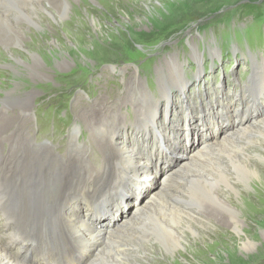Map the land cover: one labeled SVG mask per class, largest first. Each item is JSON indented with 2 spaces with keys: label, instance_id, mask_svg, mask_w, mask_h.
Returning a JSON list of instances; mask_svg holds the SVG:
<instances>
[{
  "label": "rangeland",
  "instance_id": "obj_1",
  "mask_svg": "<svg viewBox=\"0 0 264 264\" xmlns=\"http://www.w3.org/2000/svg\"><path fill=\"white\" fill-rule=\"evenodd\" d=\"M247 2L259 4V14L245 12ZM49 18L44 15V29L19 18L23 43H0V131L25 106L29 141L35 148L54 150L50 168L57 174L63 158L73 153L70 140L85 145L92 154L82 148L78 152L88 158L89 174L85 170L79 180L82 165H73L78 179L72 187L82 192L87 183L100 184L107 176L108 164H103L111 155L98 150L100 126L133 152L124 171L110 177V184L119 178L117 194L95 207V214L90 212L94 206L80 195L76 200L69 188L81 217L118 221L120 206L134 210L139 190L162 186L168 164L187 160V145L219 137L231 123L232 128L241 120L245 126L264 115V0H71L59 22ZM105 105L110 112L104 113ZM9 134L0 145L7 155L16 150L7 142L13 140ZM22 168L13 170L16 177L26 171ZM5 171L0 174L7 177ZM260 171L264 175V165ZM121 178L125 191L119 189ZM246 184V190L227 198L237 205L242 232L227 225L229 216L221 208L212 212L190 206L207 229L196 227L198 234L187 230L184 248L148 243L153 253L146 261L134 258L137 264H264V184L257 178ZM63 185L70 187L69 182ZM23 186L30 197L32 189ZM220 216H225L222 223L216 221ZM149 235L139 240L147 243ZM22 255L25 263L33 261L32 255Z\"/></svg>",
  "mask_w": 264,
  "mask_h": 264
},
{
  "label": "bare ground",
  "instance_id": "obj_2",
  "mask_svg": "<svg viewBox=\"0 0 264 264\" xmlns=\"http://www.w3.org/2000/svg\"><path fill=\"white\" fill-rule=\"evenodd\" d=\"M70 1L0 0V43L6 47L10 41L15 44L23 43L19 18L29 20L28 22L37 27L41 26L42 29L46 27L44 15L49 16V20L59 22V18L67 13ZM210 105L212 109L214 105ZM105 107L106 105L103 107L104 113L110 112L111 106L104 109ZM27 110L25 106H21L16 117L6 116L9 121H4L5 127L0 131V145L6 141L4 139L9 133L13 140L9 139L7 142L16 145V150L8 155L0 150V172L5 168L4 175H7L4 177L0 174V206L5 203V208L0 211L1 215L3 212L9 213L13 221L8 225L2 219L0 223V264H137L134 258L146 261L153 253L148 243L155 241L164 248L187 247L183 234L187 230L198 234L196 227H204V223L201 224L196 219V211L193 212L190 206L212 212L217 206L228 214L227 225L237 233L242 232L240 216L235 209L237 205L227 198L232 197V194L239 195L241 189L246 190V181L249 179L252 181L257 178L264 184V175L260 171L264 165V115L258 114L255 123L244 126L240 120L239 124L232 128V123L223 128L225 133L219 137L215 134L213 138L197 145H187V160L176 158L173 165L168 164V179L162 186L150 188L145 192L139 190L137 199L134 200V210L128 211L119 205L120 210L116 212L118 221L115 217L109 218V221H92L91 218L80 216L78 205L74 202L80 195L88 205L94 206L90 207V212L95 214L94 211L105 199L117 194L115 189L118 187L119 178L110 184V177L118 171H124L128 165L126 161L133 152L127 151L124 145L120 146L115 136L107 132L104 125L100 126L103 135L98 139V150H101L100 154L104 157L111 155L106 157L108 159L103 164H108L107 176L100 184L89 186L87 183L82 192L80 188L72 187V181L78 179L73 177L76 174L73 165L78 162L82 165L79 180L83 179L85 170L89 174L91 169L85 154L91 155L92 152L89 149V152L85 151V145L80 146L75 144L73 139L70 140L73 143V153H68L63 158L58 167L62 173L57 174L50 168L54 162V150L47 145L35 148L29 141L30 137L25 130L26 122L23 120ZM76 127L79 129H75L80 131V127ZM16 138L20 141L16 142ZM97 138L95 137V141ZM249 144L253 148L248 149ZM81 148L85 154L80 158L82 153L78 150ZM49 152L52 155H48ZM46 154L47 164L43 162ZM220 154H223L222 158L219 157ZM22 166L26 171L16 177L13 170H19ZM148 170L149 174L155 172L153 169ZM181 180H185L182 185ZM52 182L55 189L51 188ZM64 182H69L70 187L65 188ZM23 185L32 189L30 197ZM77 186L81 187L82 182L78 181ZM122 187L121 191H125L127 184L123 178L119 189ZM69 188L77 193L75 201L73 193H69ZM224 217L216 221L222 223ZM92 218L96 219V216ZM106 226L111 234L106 231ZM129 227L134 228V232H129ZM143 234L151 235L147 243L139 240ZM25 237L29 238L27 242H24ZM98 243L100 244L97 247ZM126 248H129L128 253L125 252ZM36 249L38 250L35 252ZM112 250L117 252L116 256L112 255ZM19 253H24L22 256L26 259L27 255L31 254L33 261L25 263V259L19 258Z\"/></svg>",
  "mask_w": 264,
  "mask_h": 264
},
{
  "label": "trees",
  "instance_id": "obj_3",
  "mask_svg": "<svg viewBox=\"0 0 264 264\" xmlns=\"http://www.w3.org/2000/svg\"><path fill=\"white\" fill-rule=\"evenodd\" d=\"M245 12H250L252 14H259L258 11L260 10L259 4L256 2H247L245 5Z\"/></svg>",
  "mask_w": 264,
  "mask_h": 264
}]
</instances>
